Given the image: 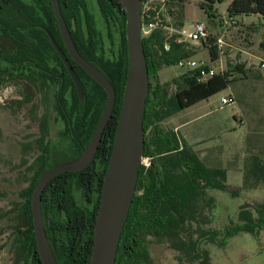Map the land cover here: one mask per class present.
<instances>
[{"label": "trees", "instance_id": "16d2710c", "mask_svg": "<svg viewBox=\"0 0 264 264\" xmlns=\"http://www.w3.org/2000/svg\"><path fill=\"white\" fill-rule=\"evenodd\" d=\"M142 1L146 4L149 0ZM225 1L200 0V7L213 16L214 6ZM96 2L110 29L112 26L120 29L119 50L112 57L100 52L101 42L87 0H59L62 15L79 53L110 80L116 100L93 163L83 171L57 176L43 193V223L58 264L90 263L99 200L125 92L128 66L125 11L119 0ZM179 5L177 19L183 26L184 2ZM227 12L230 17L236 14L264 17V0H233ZM156 17L155 10L149 7L143 9L144 25L158 23L143 38L150 82L143 120L144 157H149L151 164L148 169L141 166L137 192L120 240L116 264H152V243L168 244L181 264H211L209 251L203 245L213 243L224 246L241 232L258 237L264 230V204L254 208L248 204L241 205L238 222L233 223L220 240L217 229L205 228L202 224L211 223L206 210L216 202L208 195V190L228 192L230 189L226 172L221 168H208L177 131L163 124L184 109L226 89L232 82L230 77L245 74L246 65L237 64L234 70L229 71L230 74L215 73L207 79H202L201 71H209L210 67L203 66L184 72L169 82H160L158 72L161 69L176 65L179 60L192 57L196 52L186 42H179L178 35L169 37L163 28L168 26L165 17L160 16L163 25ZM48 33L65 52L82 83V99ZM215 40L211 38L212 43ZM210 56L212 61L219 58L215 45L210 48ZM6 80L26 84L30 91L25 97L27 100L33 99V90L46 93L52 85L59 86L56 93L57 113L74 144L69 159L64 163L77 159L95 133L106 108L107 94L68 56L50 0H0V82ZM68 92L70 99L66 97ZM27 100L15 103L22 106ZM47 122L45 119L41 125L42 132L48 130ZM22 163L28 165L26 169L32 172V177L7 213L12 224V249L15 263L24 259L30 264H42L33 227L31 197L41 176L64 163L49 167L47 148L30 164L26 159ZM260 185H264V159L254 154L244 169L243 188L257 189ZM77 190L82 192L90 205L77 203ZM231 194L238 196L234 190ZM196 223H199L198 227Z\"/></svg>", "mask_w": 264, "mask_h": 264}, {"label": "rangeland", "instance_id": "374dc122", "mask_svg": "<svg viewBox=\"0 0 264 264\" xmlns=\"http://www.w3.org/2000/svg\"><path fill=\"white\" fill-rule=\"evenodd\" d=\"M181 1L184 2L183 26L177 19ZM232 1L216 4L213 16L200 7V0H149L147 4L156 11V20L160 25H163L160 16L165 17L168 26L163 28L169 37L178 35V39L191 46L196 52L192 58L198 63H204L216 73L230 74L229 71L234 70L237 64H245V69L253 71L249 78L233 73L235 76L230 80L234 81L236 76L237 80L233 82L231 90L223 89L163 124L177 131L208 168H221L226 172L230 189L228 192L208 190V195L214 197L216 202L206 210L211 223L202 224L205 228L210 226L217 229L220 240L224 238L226 230L238 222L241 205L248 204L254 208L264 204V185L257 189L243 188L244 169L251 156L255 154L264 159V79L255 77L261 70L264 72V68L254 58L264 60V17L236 14L232 17L238 23L225 25V20L230 17L227 8ZM87 3L102 44L100 52L112 57L119 50L120 29L114 26L110 29L96 0H87ZM199 23L208 28L210 40L207 42L186 38ZM219 37H224L230 46L224 49L218 60L212 61L210 48L214 43L211 38ZM184 71L177 64L170 65L161 69L158 77L160 82L166 83ZM58 89V85H52L46 93L33 90V99L27 100L25 97L30 91L26 84L9 80L0 82V264H17L12 249V224L7 213L32 177V172L26 169L28 165H23L22 161L26 159L30 164L47 148L50 167L67 161L74 148L57 113ZM224 96L232 97L233 103L222 106L221 98ZM66 97L70 99V92ZM22 100L28 102L24 101L22 106L15 103ZM45 119L48 130L42 132L41 125ZM233 190L237 191V197L232 196ZM75 197L79 205H90L81 191H75ZM195 225L198 227L199 223ZM203 248L209 251L211 264H264V230L258 237L241 232L224 246L206 243ZM150 254L152 264H181L168 244L152 243ZM18 264L30 263L20 259Z\"/></svg>", "mask_w": 264, "mask_h": 264}, {"label": "water", "instance_id": "95a60500", "mask_svg": "<svg viewBox=\"0 0 264 264\" xmlns=\"http://www.w3.org/2000/svg\"><path fill=\"white\" fill-rule=\"evenodd\" d=\"M125 11L127 45V77L117 129L106 169L94 226L93 248L89 264H116L120 240L137 192L139 172L144 157L143 120L149 96V75L142 33V0H119ZM59 32L70 59L80 66L107 94L105 111L90 143L72 162L58 165L38 180L31 197V213L37 251L42 264H58L50 246L42 218V196L49 183L66 172H80L94 161L103 134L112 117L116 92L110 80L89 63L78 51L61 12L59 0H50ZM62 59L76 90L83 98V85L76 76L69 58L48 33Z\"/></svg>", "mask_w": 264, "mask_h": 264}, {"label": "built area", "instance_id": "2783aa9c", "mask_svg": "<svg viewBox=\"0 0 264 264\" xmlns=\"http://www.w3.org/2000/svg\"><path fill=\"white\" fill-rule=\"evenodd\" d=\"M149 2H147L146 4H144L143 9L147 8V4ZM146 11V10H145ZM143 13V12H142ZM225 25H234L237 23V21L234 20L233 17H229L228 19L225 20ZM158 26L157 22H152V23H145V25L142 23V33L143 35H148L152 29L156 28ZM187 39H191V40H195V41H206L209 38V33H208V28L205 24L203 23H199L196 24L194 26V29L192 32H189L187 34ZM179 42H184V40L182 39H178ZM215 47L217 48L218 54L222 55L224 52V49L228 46H230V44H228L225 40L224 37H219L215 40L214 42ZM166 50L169 49L168 44L165 45ZM242 53L247 54L246 51L240 50ZM256 58V60H258L260 67L264 68V60L258 57H254ZM178 67L184 69V72H189L192 71L194 69L197 68H201L203 66H206L204 63H198L197 61H195L192 57H188V58H183L181 60H179L177 62ZM216 72L213 69H210L209 71H205L202 70L201 71V75H202V79H207L210 78L211 76H213ZM230 103H233V99L231 97H222L221 98V105L225 106L228 105ZM151 164V159L149 157H143L142 158V165L144 166L146 169L149 168Z\"/></svg>", "mask_w": 264, "mask_h": 264}, {"label": "crops", "instance_id": "0c3cea01", "mask_svg": "<svg viewBox=\"0 0 264 264\" xmlns=\"http://www.w3.org/2000/svg\"><path fill=\"white\" fill-rule=\"evenodd\" d=\"M259 16V15H257ZM238 23V22H237ZM253 71L251 69H245V74H239V75H243V77H246V78H249V74H251ZM237 77V76H236ZM235 77L234 81L237 80V78ZM255 77L258 79V80H262L264 79V72L261 70L260 74H255ZM232 81L228 87L226 89H229L231 90L232 86H233V82ZM225 97V96H224ZM232 98V97H231ZM240 108V106H239ZM239 110V109H238ZM261 157V156H260Z\"/></svg>", "mask_w": 264, "mask_h": 264}, {"label": "flooded vegetation", "instance_id": "af4514ba", "mask_svg": "<svg viewBox=\"0 0 264 264\" xmlns=\"http://www.w3.org/2000/svg\"><path fill=\"white\" fill-rule=\"evenodd\" d=\"M51 41V40H50ZM52 43V42H51Z\"/></svg>", "mask_w": 264, "mask_h": 264}]
</instances>
